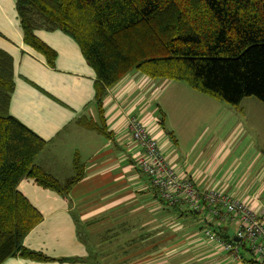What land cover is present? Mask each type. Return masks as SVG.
Masks as SVG:
<instances>
[{"label": "crops", "instance_id": "obj_1", "mask_svg": "<svg viewBox=\"0 0 264 264\" xmlns=\"http://www.w3.org/2000/svg\"><path fill=\"white\" fill-rule=\"evenodd\" d=\"M35 34L56 52L55 65L24 40L15 0H0V50L11 55L14 69L10 113L47 141L39 165L66 180L79 157L84 172L67 194L34 178L18 185L43 216L23 244L47 259L17 254L0 264H250L251 255L243 262L206 238L208 212L197 213L193 230L185 222L189 209L160 197L139 167L140 148L127 119L138 115L176 171L200 189L224 190L258 207L264 104L252 97L236 106L202 104L194 96L198 103L188 105L185 96L192 99L193 92L181 81L134 71L109 89L101 114L96 74L78 43L60 30ZM71 135L77 144L70 148Z\"/></svg>", "mask_w": 264, "mask_h": 264}, {"label": "trees", "instance_id": "obj_2", "mask_svg": "<svg viewBox=\"0 0 264 264\" xmlns=\"http://www.w3.org/2000/svg\"><path fill=\"white\" fill-rule=\"evenodd\" d=\"M15 2L24 40L43 52L51 66L56 52L37 38L36 30H60L78 43L96 74L94 98L101 114L109 89L134 71L187 83L230 105H239L246 97L264 104V0ZM13 77V59L1 49L0 263L17 254L47 259L23 244L43 216L18 185L34 178L43 188L67 194L84 172L79 157L73 161L75 173L66 180L37 163L47 141L10 113ZM208 225L233 240L225 226L214 221ZM241 245L242 258L251 255V248ZM250 262L256 263L253 258Z\"/></svg>", "mask_w": 264, "mask_h": 264}, {"label": "built area", "instance_id": "obj_3", "mask_svg": "<svg viewBox=\"0 0 264 264\" xmlns=\"http://www.w3.org/2000/svg\"><path fill=\"white\" fill-rule=\"evenodd\" d=\"M128 128L140 148L137 158L140 169L150 176L152 186L169 205H184L195 213L208 212L206 220L216 226H225L233 240L218 234L212 226L204 229L206 238L217 243L223 251L242 258V245L251 248L255 264L264 263V202L254 207L250 202L215 188L200 189L194 180L177 172L161 148L157 137L151 134L138 115L127 119ZM238 238L235 240L234 238Z\"/></svg>", "mask_w": 264, "mask_h": 264}, {"label": "rangeland", "instance_id": "obj_4", "mask_svg": "<svg viewBox=\"0 0 264 264\" xmlns=\"http://www.w3.org/2000/svg\"><path fill=\"white\" fill-rule=\"evenodd\" d=\"M180 84H182V85H184V87H187V89H189V91H191V95L193 96V98L191 99L190 97H188V96H185V101H184V103L186 104H188V105H193V104H195V103H198V101H196V96H198V98H199V102L200 103H202V104H204L205 102H207V101H214L215 103H218V102H221V103H223V104H228L227 102H225V101H223V100H220V99H216V98H214L213 96H211V95H208V94H204V93H202V92H200V91H198V90H196V89H194V88H191L187 83H182V82H179ZM194 96L196 97V98H194ZM252 98H255V97H252ZM207 99V100H206ZM229 106H231L230 104H228ZM205 124V122H203V123H201L199 126H197L196 127V129L194 130V133L196 132V131H199L200 129H202V127H203V125ZM193 133V134H194ZM184 136V135H183ZM71 137H72V135H71ZM69 142L71 143L70 145H69V147L71 148V147H73L74 145H76L77 144V138H75V137H72L71 139H69ZM69 149V148H68ZM64 162H66L65 160H64ZM72 171V170H71ZM263 189H262V194H263V196L261 197V194L260 195H258V199H259V201L261 202V203H263L264 202V186L262 187ZM187 218V217H186ZM185 222H187V227H189V226H192V228H193V230H198V227H199V225H198V221H197V219L195 218V216L194 215H192L191 213L189 214V216H188V219L185 221ZM226 252V251H225ZM191 253H189V255H190ZM246 256H248V255H246Z\"/></svg>", "mask_w": 264, "mask_h": 264}, {"label": "water", "instance_id": "obj_5", "mask_svg": "<svg viewBox=\"0 0 264 264\" xmlns=\"http://www.w3.org/2000/svg\"><path fill=\"white\" fill-rule=\"evenodd\" d=\"M235 240H237L238 238L236 237V238H234Z\"/></svg>", "mask_w": 264, "mask_h": 264}]
</instances>
